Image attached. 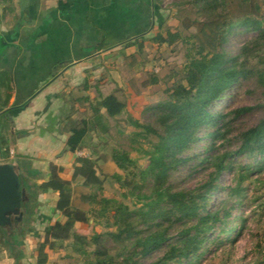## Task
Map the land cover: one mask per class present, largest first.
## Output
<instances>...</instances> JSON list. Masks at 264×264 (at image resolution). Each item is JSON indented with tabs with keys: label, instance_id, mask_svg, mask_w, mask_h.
<instances>
[{
	"label": "trees",
	"instance_id": "trees-1",
	"mask_svg": "<svg viewBox=\"0 0 264 264\" xmlns=\"http://www.w3.org/2000/svg\"><path fill=\"white\" fill-rule=\"evenodd\" d=\"M190 2L196 16L182 18L181 28L167 26L158 42L171 46L176 55L181 53V78L167 87L168 100H159L145 107L149 112V121L140 122L130 114L127 117L129 123L143 128L140 134L151 133L158 137L146 167L136 172V162L129 151L108 142L112 124L118 123V116L126 110L127 103L124 88L114 79L106 80L107 71L94 77L92 82H83L84 89L90 88L94 92L93 96L80 97L88 102L87 114L82 119L68 121L70 134L66 140L67 149L75 152L90 147L87 142L92 140L91 133H94L97 145L109 148L110 160L125 173V176L113 173L112 177L121 187L128 188L129 193L135 195V203L139 201L140 205L131 209L126 202H117L102 194L104 178L100 177L97 164L100 157L76 156L69 179L62 178L58 174L60 168L51 163L49 174L40 183L33 182L39 189L57 192L55 208L61 218L45 230L44 238L38 244L36 264H45V248L55 250L67 240L71 241L72 250L85 258L84 264H195L211 246H221L240 234L238 230L234 238L228 236L233 228L240 229L245 224V216L233 213L240 208L238 203L245 195L244 189L240 185H220L219 176L223 170L236 165H240L241 180L264 171V116L235 136L238 143L235 149L218 153L220 145L232 142L231 120L249 107L236 109L230 115L223 110L213 111L212 106L226 97L225 92L240 78L248 79L254 73L246 58L264 47V0ZM183 3L179 0L176 5ZM233 31L255 33L240 45L235 55L225 50L228 35ZM135 42L128 39L121 47L126 48ZM241 56L243 59L239 60ZM135 65V70L143 66L141 61ZM159 81L158 75L152 71L142 85H153ZM9 96L10 92L2 101L0 111ZM8 128L5 123L0 130V149L4 156L9 152ZM117 130L120 131V128ZM87 135L89 137L85 140ZM205 141L206 144H203ZM95 152L93 147L90 153ZM237 155L246 157L247 161L243 164L236 162L234 158ZM189 164L212 170L206 179L192 188L176 187L169 180L172 171ZM137 174L142 181L151 179L148 192L136 189L133 177ZM77 177H81L82 185L88 188L80 195L86 207L74 203L72 181ZM218 189L225 191L232 200L222 199L214 204L215 207H209L211 196ZM37 205L36 198H31L27 204L22 233ZM90 217L103 218L107 227L116 228L90 236L78 232L75 223L89 222ZM105 236L121 242L124 250L121 259L110 253V248L104 243ZM5 237L12 241L9 248L14 264H21L23 254L15 249L17 241L12 235ZM124 239L129 242L123 243ZM159 248L162 252L158 257L149 263H142L143 257Z\"/></svg>",
	"mask_w": 264,
	"mask_h": 264
},
{
	"label": "rangeland",
	"instance_id": "rangeland-1",
	"mask_svg": "<svg viewBox=\"0 0 264 264\" xmlns=\"http://www.w3.org/2000/svg\"><path fill=\"white\" fill-rule=\"evenodd\" d=\"M177 1L179 0H164V12L167 13L163 24L164 29L170 25H177L181 28L182 18L186 16L194 18L196 16L190 0H182L184 1L182 5H176ZM163 25L155 30L156 35L162 34L164 30ZM253 34L255 33L242 34L238 31L231 32L225 43V50L231 55L237 54L240 45ZM120 49L114 48L107 51V53L115 51L117 55L113 61L106 59V62L101 63L103 66L96 71V74H92L91 79L93 80L94 77H97L105 70L108 72L106 80H111L114 77L118 85L120 83V86L124 88L123 95L127 103L126 110L118 116V123L112 124L111 132L107 138L110 145H118L129 151L131 158L136 162L135 170L137 172L138 169L146 167L148 164L153 146L157 143L158 137L151 133L147 135L140 134L143 132V128L129 123L127 117L130 114L140 122L149 121V112L145 110V107L159 100H168L167 87L174 80L181 78V53L176 55V52L171 51V46L158 44L157 41L151 47L144 48L143 54L140 55L142 57L140 60L138 59L140 58L139 55H134V53L121 54ZM241 59H243V56L239 58V60ZM246 59L248 60V66L254 70V73L248 79L240 78L236 85L225 92L226 97L221 98L212 106L213 111L223 110V112L230 115L236 109L249 107L248 110L234 116L231 120L230 137L232 142L226 143L224 146L220 145L218 153L235 149L238 145L235 136L240 131L255 125L264 116V47L257 53L249 54ZM138 61H141L142 67H146V69H140V73H138L140 75H137V71L134 68L136 66L135 63ZM130 63L134 64H131V66ZM112 66H114L115 71L111 73L109 69H112ZM152 71L158 75L160 81L153 85H142V81L148 78L149 72L151 73ZM118 127L120 131L117 130ZM91 136L92 140L87 142L90 147L73 152L69 160L72 164L68 175L71 177L76 156L100 157L97 158V164L99 165L98 173L100 177L104 178L102 194L117 202H126L131 209L139 206V201L135 203V195L130 194L128 188L121 187L120 183L112 177L113 173H119L122 176H125V173L118 170L110 160L109 148L97 145L98 139L94 133H91ZM203 144H206V141ZM93 147L96 152L91 154L90 151ZM234 159L237 160L236 162L239 161L240 164L247 161V158L241 155H237ZM48 160H26L27 170L33 169L39 171L36 172L35 178H28L37 183L41 182L46 175L44 170L47 171L50 168L49 165L51 163ZM211 170L212 168H205L199 165H181L178 169L172 171L169 180L178 188H192L206 179L208 172ZM240 172V165L223 170L219 176V183L223 186L240 185L243 187L245 195L238 203L240 205L239 210L233 213L237 216H245V224L240 229L236 227L230 231L228 236L231 239L236 236L238 230L241 231L235 237V240L225 241L218 247L211 246L210 250L204 253L195 264H264V171L253 173L244 180L240 179ZM133 179L137 184L136 189L148 192L151 183L150 178L147 181H142L140 174H137ZM81 181V177H77L72 181L74 203L86 207L87 205L82 201L80 195L88 191V188L83 186ZM33 191L37 193V196L34 198H38L41 202L35 207L34 214L30 216L32 218L28 225L24 226L21 236L22 243L15 248L23 254L21 264H35L38 244L44 238V231L56 219L61 218L60 212L55 208L53 192L42 190L38 187L37 189H33ZM222 199H227L228 202L232 200L231 197H227L225 191L221 189L216 190L211 196L209 207H215L214 204ZM76 228L78 232L90 236L101 231H114L116 227H107L103 218L95 219L90 217L89 222H79ZM172 232L173 230H171ZM0 235H2L1 231ZM128 242V239H124L123 243ZM104 243L110 248V253L118 256L119 259L122 258L124 250L121 248V242L115 241L110 236H105ZM161 248L143 257L142 263H149L158 257L162 252ZM49 252H51L50 262L52 264H84L85 258L72 250L71 241L69 240L61 242L60 247L55 250L51 249ZM9 254L13 255L9 247L0 239V262L6 263Z\"/></svg>",
	"mask_w": 264,
	"mask_h": 264
},
{
	"label": "crops",
	"instance_id": "crops-1",
	"mask_svg": "<svg viewBox=\"0 0 264 264\" xmlns=\"http://www.w3.org/2000/svg\"><path fill=\"white\" fill-rule=\"evenodd\" d=\"M166 15L164 0H0V106L10 92L0 111V130L9 125V152L0 149V161L49 159L69 179L68 121L82 119L88 102L80 97L93 96L83 82L114 60L117 52L108 50L140 56L158 43L155 30ZM128 39L136 42L122 48ZM49 191L55 203L57 192ZM50 250L45 264H52ZM14 262L9 254L0 264Z\"/></svg>",
	"mask_w": 264,
	"mask_h": 264
},
{
	"label": "water",
	"instance_id": "water-1",
	"mask_svg": "<svg viewBox=\"0 0 264 264\" xmlns=\"http://www.w3.org/2000/svg\"><path fill=\"white\" fill-rule=\"evenodd\" d=\"M26 160L17 158L0 161V231L22 243L23 218L27 204L37 196V183L28 176L39 171L26 168ZM34 183V184H33Z\"/></svg>",
	"mask_w": 264,
	"mask_h": 264
},
{
	"label": "flooded vegetation",
	"instance_id": "flooded-vegetation-1",
	"mask_svg": "<svg viewBox=\"0 0 264 264\" xmlns=\"http://www.w3.org/2000/svg\"><path fill=\"white\" fill-rule=\"evenodd\" d=\"M35 176H36V174L35 175H30V176H28L29 178H35ZM0 239L8 246V247H10L9 246V243H12V241H10V240H8L7 239V237H5V235H0ZM18 246H16V248H17ZM10 249V248H9Z\"/></svg>",
	"mask_w": 264,
	"mask_h": 264
}]
</instances>
